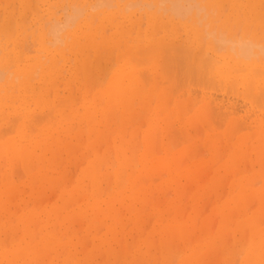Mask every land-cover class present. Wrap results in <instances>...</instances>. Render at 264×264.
Instances as JSON below:
<instances>
[{
    "label": "rangeland",
    "instance_id": "obj_1",
    "mask_svg": "<svg viewBox=\"0 0 264 264\" xmlns=\"http://www.w3.org/2000/svg\"><path fill=\"white\" fill-rule=\"evenodd\" d=\"M97 1L0 0V25H2L0 26V70L2 69L0 71V75L2 74L0 76V91H2L0 94L3 95H1L3 99L0 96L2 99L0 100V119L6 117L3 120L6 124L2 120L0 121V259H2L0 263L12 264L13 261L21 259V253L25 254L24 257L28 256L26 258H33L34 254L39 252L34 257L36 258L35 264H264V256H262L264 255V240L259 242L260 249L262 248V251L260 250L262 253L259 255L255 253L251 244L256 234L264 239V184H262L264 183V125L257 126L259 123H254L256 116L264 115V109H260V106L264 108V102H261L264 101V90H262L264 89V79H262L264 72L257 71L256 73L259 75H254L253 70L252 72L250 70L252 68L255 70L264 69V65H262L264 58H261L259 53H256L258 57L254 56L255 60H251V58L247 60L245 56L244 58L243 56L235 57L238 46V43L237 45L235 43L247 41L248 36V41L250 39V42L252 41L255 45L262 44L261 46L264 47V41H262L264 40V0H241L240 3H238L240 0H219L224 2L217 4L218 0H213V2L183 0L186 3L181 6L191 5L190 12L187 13L189 10L185 7L177 9H186V16L182 11H178L182 13L181 15L175 11V8L174 10L168 8L169 4H172L169 0H163V3L161 0H159L160 2L158 0H152V2L151 0H105L110 5L104 2L103 7L98 3L101 0ZM173 1L175 2V0ZM227 1L229 2L227 3ZM179 2L181 4L182 0ZM198 2L199 4H197ZM93 3L96 6L93 7ZM79 5L80 8H84H82L83 10L79 8L77 13L75 9ZM147 5L150 6V9ZM210 6L215 8L214 13L211 12L213 10H209L212 9ZM119 8L120 12H115L119 11ZM74 11L76 15L80 14V11L84 13L82 12L79 20L76 19V23L74 21L70 27H68L70 24L68 23L63 32L58 33L59 38H52L55 35L52 34V31L49 32L48 28L53 20L55 22H57L56 20H66L68 17L66 15ZM112 13L116 14L112 15ZM95 14L96 16H94ZM87 15L89 16L86 22L88 25L83 21L88 17ZM122 15H127V19L122 18ZM200 16H203L204 19ZM156 18L157 20L160 18V22H155ZM123 19L127 20V24ZM80 20H82L81 27H86L89 30L85 31L77 26ZM198 20L203 22L199 23ZM43 23L48 24L44 25ZM155 24H158L157 28H155ZM91 25L94 26L91 27ZM6 29L12 31L6 32ZM218 29L222 31L226 40L230 36L232 39V35L233 39L237 38V41L229 40L235 46L234 54L233 50L230 49L232 51L230 53L228 49L232 43L226 42L224 38L223 42L220 38V42L217 41L221 45L219 46L214 41L217 34H221L220 31H217ZM211 31L215 34L217 32V34H210ZM46 34L47 36H45ZM36 37L38 38L35 39ZM40 37L43 38L42 42ZM97 37L99 38L96 39ZM201 37L206 40L201 41ZM253 37L255 40H252ZM193 38H197V42L194 44L191 43ZM127 39L128 41H126ZM79 40L82 42L79 43ZM87 40L88 42H86ZM73 41L78 43L74 47L72 43L75 42ZM174 44L178 45V48L174 47ZM162 45L172 49L170 52L168 51L169 54L167 50H162ZM179 46H182V49ZM185 46L186 51L184 50ZM154 47L161 48L156 52L150 50V54H147V50H149L147 48L155 49ZM166 47L164 48L166 49ZM188 47H194V51ZM222 47L224 48L222 49ZM144 48L147 49L146 53L141 50ZM169 48L167 49L169 50ZM259 49L255 50L254 47L252 52H257ZM173 50L175 54L172 53ZM188 50H191L192 53ZM260 50L264 51V48ZM141 51H143L142 56ZM187 51L189 55L186 54ZM131 53H135L133 54L135 57L131 59L132 63L129 62ZM15 54L21 55L20 67L28 64L31 66V70L22 74L20 78H15L16 72L13 73L15 68L12 62L10 64L13 65L12 68L5 67L7 57L12 59ZM207 54L211 56L210 64L214 63L211 62L212 58L219 59L220 63L229 61V64H232L230 67L232 72L229 77L236 80L232 84L234 88L229 87L230 84L222 82L221 79L220 83L217 77H213L212 81L215 80L214 82L210 80L209 77L212 76L211 72L215 66L212 65L213 68H209L210 65H205L207 61L205 63L198 62L200 57L201 60L203 57L207 59L209 57ZM175 56L176 59L182 58L180 60H184L183 64L186 65L189 60L191 61H189V65L193 64V66L190 65L191 68L188 69V66L186 68V65L182 68L189 72L180 71L181 64L177 63L179 60L177 61ZM188 56L191 59H187ZM144 57L146 60L143 59ZM164 57L169 58L168 62ZM164 59L163 64L167 68L166 71L162 65ZM171 59L172 61H170ZM185 59L187 60L185 61ZM116 60L122 64L121 67L116 66V64L119 65ZM182 61L179 62L182 63ZM158 62L163 68L158 66ZM173 62L177 65H172ZM42 63H45L44 67ZM83 63L88 64L89 67L83 66ZM36 64L42 66L36 68ZM199 64L205 66L198 68ZM229 64L227 65L229 66ZM52 66L57 67L58 71H55V68L53 70ZM129 66L130 68H128ZM169 66L171 72L168 69ZM241 66L247 73L244 69L242 70L245 72L240 70ZM205 67L204 70L206 72L208 70L206 75L202 70ZM84 68L87 69L84 70ZM232 68L236 71L233 72ZM116 69L119 71L117 72ZM209 69L212 70L209 71ZM237 69L241 72H238ZM114 71L116 73L122 71L116 75L118 81L125 82L126 78L130 80L131 78L128 76L132 75L131 72L134 74L132 75L134 79L138 80L136 79V83L134 82L135 85L132 83L134 80H130L134 89L132 91L129 89L130 92H126L125 96L123 94L124 98L120 95L116 96L115 98L118 99L114 98L115 101L112 102L110 100L113 98L109 100L112 95L108 94V96L104 92L103 96L106 97H103L101 94L108 88V86L107 88L104 86L110 81L109 79L113 78ZM125 71L130 75H127L128 73ZM166 72H170L169 79ZM174 74L179 78L175 79ZM191 74L196 77L192 78ZM201 75L207 81L200 79ZM240 75L246 76L247 79L242 80ZM102 76L105 77L102 78ZM17 77L19 76L17 75ZM119 77H123V79ZM68 79L73 80L71 82ZM148 79L151 83L147 82ZM238 79L239 83H237ZM251 79L253 86L250 84V86L246 85L247 88H243L244 84L248 82L246 80L252 82ZM111 81L112 85H117L116 78ZM118 81L116 82L118 83ZM81 83L83 84L81 85ZM110 83L108 84L110 85ZM200 83L203 85H199ZM207 83L208 89L205 88ZM198 87L199 89H197ZM253 87L256 92L258 91L257 93ZM259 87L262 88L260 89L262 91H259ZM36 88L39 89V92L36 91ZM211 88L214 90L212 91ZM99 89L102 91L100 92ZM188 89L192 90V93L196 92L191 95ZM233 89L234 94L231 93ZM246 89H251L250 94L255 93L251 96L253 103H251L249 91ZM28 90H30L29 93ZM14 92L17 93L14 94ZM183 92L185 93L183 94ZM237 92L239 94H236ZM128 93L129 95L126 96ZM97 95H100V99H97ZM253 96L255 97L253 98ZM255 99L260 102V105L256 103ZM214 102L215 105H212ZM87 105L90 110H87ZM242 105L244 106L242 107ZM86 110L89 111V114L91 111L98 110L99 115L95 114V111L93 112L96 118L92 115V118L98 122L95 124L91 120L93 127H97V129L99 127L97 132H95L96 128L89 131L91 123L87 121L86 117L91 118L92 112L90 116H86ZM51 111L53 112L51 113ZM249 112L252 113L251 116ZM45 113H49L48 116H53L48 117ZM62 113L66 115L60 116L63 115ZM21 115L25 117H20ZM17 116L21 119L17 118V120ZM9 119H12L16 124L11 123L12 126H8L11 121ZM49 119L52 121L50 122ZM60 119L62 120L60 121ZM45 120H48L49 124ZM18 121L20 122L18 123ZM51 124L52 126H50ZM29 126L34 128L33 132L30 131ZM73 126L75 127L73 128ZM38 131H41V134ZM25 132L28 134L26 137H29V141L24 139ZM37 133L41 137L45 134L43 136L46 140L44 137L40 139ZM43 140L47 146L42 143ZM38 142L40 145L35 147ZM33 146L36 150L31 153ZM39 146L44 147V150L39 149ZM27 149L31 157L34 155L33 158H30ZM29 161H31L30 165ZM178 163H180L178 167L180 170L175 166ZM183 171L187 173L185 172V174ZM182 173L185 175L184 178ZM131 185L135 187L133 188ZM251 194H255L253 201L248 199ZM244 218H249V220L246 221ZM250 219L252 220L250 221ZM51 221L53 224L50 223ZM28 224L29 233L27 231ZM244 224L248 226L246 227ZM27 253L28 255H26ZM43 254L46 259L42 258ZM39 255H41L40 260L42 258L41 261L39 260L40 262L38 261ZM13 258L17 259L12 261ZM246 261L247 263H245Z\"/></svg>",
    "mask_w": 264,
    "mask_h": 264
},
{
    "label": "bare ground",
    "instance_id": "obj_2",
    "mask_svg": "<svg viewBox=\"0 0 264 264\" xmlns=\"http://www.w3.org/2000/svg\"><path fill=\"white\" fill-rule=\"evenodd\" d=\"M18 1H19V0H18ZM22 1H23V0H22ZM33 1H34V0H33ZM88 1H89V0H88ZM96 1H97V0H96ZM98 1H99V0H98ZM98 1H97V2H98ZM131 1H132V0H131ZM158 1H159V0H158ZM162 1H163V0H161V2H162ZM169 1H170V3H172V4H171V5L169 4L168 8L170 7V8L173 9V10H174V8H175V9H176V10H175L176 12H178V11H182V13H184L185 16H186V12H187L186 9H185V10L183 9V10H184V11H183L181 8H184V7H185V8H188V10H189V9H190L189 7H190L191 5L189 6V4H188L187 6L182 7L181 5L184 3L183 0H182V3H181V4H179V3H180L179 0H175V2H174L173 0H172V2H171V0H169ZM176 1H177V2H176ZM191 1H193V0H191ZM194 1H195V0H194ZM200 1H203V0H200ZM208 1L213 2V0H208ZM224 1H225V0H224ZM224 1H223V2H224ZM229 1H230V0H229ZM229 1H227V3H228ZM250 1H251V0H250ZM250 1H249V2H250ZM12 2H13V1H12ZM43 2H44V1H43ZM91 2H92V1H91ZM97 2H96V3H97ZM100 2H102V0H101ZM100 2H98V3H99V6H102V5L104 4L105 0H104L101 4H100ZM107 2H108V1H107ZM107 2H105V3H106L107 5H110V4H108L109 2H108V3H107ZM114 2H115V1H114ZM127 2H128V1H127ZM151 2H152V0H151ZM159 2H160V1H159ZM165 2H166V1H165ZM178 2H179V3H178ZM221 2H222V1H219V0H218V1L216 2V4H217V3H221ZM223 2H222V3H223ZM240 2H241V0L238 1V3H240ZM17 3H18V2H17ZM22 3H23V2H22ZM73 3H75V2H73ZM98 3H97V4H98ZM111 3H112V2H111ZM125 3H126V2H125ZM131 3H132V2H131ZM135 3H136V2H135ZM138 3H139V1H138ZM146 3H147V2H146ZM162 3H163V2H162ZM167 3H168V2H167ZM185 3H186V2H185ZM185 3H184V4H185ZM188 3H189V2H188ZM195 3H196V2H195ZM13 4H14V3H13ZM50 4H52V3L50 2ZM56 4H57V3H56ZM77 4H79V3L77 2ZM77 4H76V5H77ZM106 4H105V5H106ZM133 4H134V3H133ZM136 4H137V3H136ZM151 4H152V3H151ZM160 4H161V3H160ZM197 4H199V2H198ZM197 4H196V6H197ZM201 4H202V2H201ZM247 4H248V3H247ZM255 4H256V3H255ZM259 4H261V3H259ZM259 4H258V6H259ZM25 5H26V3H25ZM25 5H24V6H25ZM36 5H37V3H36ZM70 5H72V4L70 3ZM80 5L82 6V4H80ZM80 5H79V6H76V7H78V8H76L77 10L75 9V11H77V13H78V11H79L80 9L83 10L82 8H84V7L80 8V7H81ZM89 5H90V4H89ZM126 5H127V3H126ZM130 5H131V4H130ZM137 5H138V4H137ZM155 5H156V4H155ZM192 5H193V4H192ZM220 5H221V4H220ZM223 5H224V4H223ZM243 5H244V4H243ZM243 5H242V6H243ZM15 6H16V5H15ZM29 6H30V5H29ZM37 6H38V5H37ZM51 6H53V5H51ZM66 6H67V4H66ZM74 6H75V5H74ZM74 6H73V7H74ZM94 6H96L95 3H93V7H94ZM135 6H136V5H135ZM147 6H148V5H147ZM196 6H194V7H196ZM242 6H241V7H242ZM250 6H251V5H250ZM256 6H257V5H256ZM67 7H68V6H67ZM73 7H71V8H73ZM88 7H89V6H88ZM97 7H98V5H97ZM97 7H96V8H97ZM102 7H103V6H102ZM105 7H106V6H105ZM107 7H108V6H107ZM131 7H132V6H131ZM133 7H134V6H133ZM153 7H154V6H153ZM153 7H152V8H153ZM163 7H164V5H163ZM166 7H167V5H166ZM179 7H181V8H180L181 10H180V9H177V8H179ZM202 7H203V6H202ZM210 7H211V6H210ZM259 7H260V6H259ZM37 8H38V7H37ZM79 8H80V9H79ZM148 8L150 9V6H148ZM168 8H166V9H168ZM192 8H193V7H192ZM211 8H212V7H211ZM233 8H234V7H233ZM28 9H29V8H28ZM57 9H58V8H57ZM64 9H65V8H64ZM89 9H90V7H89ZM94 9H95V8H94ZM113 9H114V8H113ZM149 9H148V10H149ZM198 9H199V8H198ZM200 9H204V8H200ZM214 9H215V8H214ZM214 9L212 8V9H209V10H213V11H211V12L214 13V12H215ZM255 9H256V8H255ZM39 10H40V9H39ZM73 10H74V9H73ZM92 10H93V9H92ZM92 10H91V11H92ZM117 10H118V9H117ZM121 10H122V9H121ZM123 10H124V9H123ZM125 10H126V7H125ZM125 10H124V11H125ZM127 10H128V8H127ZM158 10H159V9H158ZM160 10H161V9H160ZM168 10H169V9H168ZM244 10H245V9H244ZM32 11H33V10H32ZM52 11H53V10H52ZM60 11H61V9H60ZM60 11H59V12H60ZM65 11H66V10H65ZM75 11H74L73 13L71 12V14H74V15H71L69 12H67V13H69L70 15H69V14L66 15V16H68L67 19L65 18L66 20H62V21L59 20V21H61V22H59L58 20H56L57 22H55L54 20H53V22L51 21L53 25H52V24H51V26L49 25V28H48V29H49V32L52 31V34L55 35V36H52V34L50 33L51 36H52V38H53V37H55V38H59V36H60L59 34H60L61 32H63V29H65V27H67L68 23H70V24L68 25V27H70V25H71L74 21H75L74 23H76V19L79 20V17L81 16V13H82L83 11H80L81 13L78 14V15H76ZM84 11H85V10H84ZM105 11H106V9H105ZM113 11H114V10H113ZM137 11H138V10H137ZM139 11H140V10H139ZM152 11H153V10H152ZM152 11H151V12H152ZM161 11H162V10H161ZM165 11H166V10H165ZM219 11H220V10H219ZM252 11H253V10H252ZM252 11H251V13H253ZM55 12H56V11H55ZM115 12L119 13V12H120V8H119V11H115ZM121 12H122V11H121ZM125 12H126V11H125ZM153 12H154V11H153ZM158 12H160V11H158ZM172 12H174V11H172ZM176 12H175V13H176ZM189 12H190V10H189L187 13H189ZM197 12H199V11H197ZM200 12H201V11H200ZM205 12H206V11H205ZM64 13H66V12H64ZM83 13H84V12H83ZM98 13H99V12H98ZM100 13H101V11H100ZM104 13H105V12H104ZM164 13H165V12H164ZM178 13L182 15L181 12H178ZM251 13H250V14H251ZM56 14H57V13H56ZM114 14H116V13H112V15H114ZM154 14H155V13H154ZM85 15H86V14H85ZM88 15L90 16V12H89ZM88 15H87V16H88ZM104 15H105V14H104ZM145 15H146V14H145ZM196 15H197V14H196ZM207 15H208V14H207ZM252 15H253V14H252ZM5 16H6V14H5ZM66 16H64V17H66ZM89 16L86 17V18L83 20V21H85V24H86V22H87ZM94 16H96V14H95ZM116 16H118V15H116ZM168 16H169V15H168ZM168 16H167V17H168ZM246 16H247V13H246ZM6 17H7V16H6ZM39 17H41V16H39ZM64 17H63V18H64ZM98 17H99V15H98ZM119 17H120V16H119ZM119 17H118V18H119ZM176 17H177V16H176ZM179 17H180V15H179ZM200 17L202 18L203 16H200ZM41 18H42V17H41ZM91 18H92V17H91ZM122 18H126V19H127V15H126V16L122 15ZM142 18H143V17H142ZM144 18H145V17H144ZM181 18H182V17H181ZM201 18H200V19H201ZM12 19H13V18H12ZM55 19H56V18H55ZM61 19H62V18H61ZM81 19H83V18H81ZM186 19H187V18H186ZM188 19H190V18H188ZM202 19H204V18H202ZM205 19H206V18H205ZM3 20L5 21V18H4ZM92 20H94V19L92 18ZM109 20H110V19H109ZM123 20L125 21V19H123ZM150 20L152 21V19H150ZM217 20H218V19H217ZM24 21H25V20H24ZM81 21H82V20H80V22L77 23V26H79L80 29L83 28V27H81V25H82V22H81ZM124 21H123V23L126 22L125 24H127V20H126L125 22H124ZM134 21H135V20H134ZM148 21H149V20H148ZM156 21H159V22H160V18H159L158 20H157V18H156L155 22H156ZM44 22H46V21H44ZM112 22H113V21H112ZM143 22H144V21H143ZM149 22H150V21H149ZM159 22H158V23H159ZM187 22H188V21H187ZM198 22H199V20H198ZM200 22H201V21H200ZM200 22H199V23H200ZM202 22H203V21H202ZM202 22H201V23H202ZM225 22H226V21H225ZM239 22H240V21H239ZM4 23H5V22H4ZM48 23H49V22H48ZM48 23H46V24H48ZM93 23H94V21H93ZM93 23H92V24H93ZM114 23H115V20H114L113 24H114ZM117 23H118V22H117ZM129 23H130V20H129ZM199 23H198V24H199ZM20 24H21V23H20ZM36 24H37V23H36ZM43 24H44V23H43ZM43 24H42V25H43ZM46 24H44V25H46ZM125 24H124V25H125ZM141 24H142V23H141ZM150 24H151V23H150ZM165 24H167V23L165 22ZM205 24H206V23H205ZM7 25H8V24H7ZM33 25H34V23H33ZM73 25H75V24H73ZM86 25H88V24H86ZM86 25H84V26H86ZM157 25H158V24H155V26H156L155 28H157ZM159 25H160V24H159ZM167 25H168V24H167ZM192 25H193V24H192ZM206 25H207V24H206ZM0 26H2V25H0ZM21 26H22V25H21ZM75 26H76V25H75ZM93 26H94V25H93ZM93 26L91 25V27H93ZM112 26H114V25H112ZM127 26H128V25H127ZM130 26H131V25H130ZM134 26H135V25H134ZM134 26H133V27H134ZM174 26H175V25H174ZM197 26H198V25H197ZM9 27H10V26H9ZM17 27H18V26H17ZM71 27H72V26H71ZM97 27H98V26H97ZM124 27H125V26H124ZM149 27H150V25H149ZM164 27H165V26H164ZM206 27H207V26H206ZM214 27H215V26H214ZM0 28H1V27H0ZM38 28H39V26H38ZM43 28H44V27H43ZM150 28H151V27H150ZM166 28H168V27H166ZM179 28H180V27H179ZM83 29H85V31H86V29H88V28L84 27ZM97 29H98V28H97ZM104 29H105V28H104ZM110 29H111V27H110ZM112 29H113V27H112ZM123 29H124V28H123ZM130 29H132V28H130ZM133 29H134V28H133ZM159 29H160V28H159ZM173 29H174V28H173ZM205 29H206V28H205ZM4 30H5V29H4ZM4 30H1V31L4 32ZM9 30H11V29H9ZM9 30L6 29V32L9 31ZM25 30H26V29H25ZM61 30H62V31H61ZM69 30H70V29H69ZM88 30H89V29H88ZM90 30H91V29H90ZM92 30H93V29H92ZM105 30H106V29H105ZM128 30H129V29H128ZM134 30H135V29H134ZM141 30H142V29H141ZM149 30H150V29H149ZM167 30H168V29H167ZM167 30H166V32H167ZM177 30H178V27H177L176 31H177ZM202 30H203V29H202ZM11 31H12V30H11ZM17 31H18V30H17ZM35 31H36V30H35ZM37 31H38V30H37ZM46 31H47V30H46ZM46 31H45V32H46ZM98 31H101V30H98ZM147 31H148V30H147ZM157 31H159V30L157 29ZM157 31H156V32H157ZM160 31H161V29H160ZM160 31H159V32H160ZM168 31H169V30H168ZM213 31H214V30H213ZM213 31H211L210 34H215V33H214L215 31H214V32H213ZM217 31H220L221 34H219V35H220V36H219V35L217 34V32H216V34H217L216 39H217V40L214 39V41H216V42H217V41L220 42L219 39L222 38V41L224 42L223 38H224L225 40H226V38H225V36L222 34V31L219 30V29H218ZM224 31H225V30H224ZM261 31H262V30H261ZM59 32H60V33H59ZM82 32H83V31H82ZM148 32H149V31H148ZM159 32H158V34H159ZM162 32H163V31H162ZM23 33H24V32H23ZM58 33H59V34H58ZM68 33H69V32H68ZM132 33H133V32H132ZM140 33H141V32H140ZM177 33H179V32H177ZM238 33H239V27H238ZM0 34H1V33H0ZM2 34H3V33H2ZM4 34H7V33H4ZM8 34H10V33H8ZM33 34H34V33H33ZM47 34H48V33H47ZM47 34H46L45 36H47ZM66 34H67V33H66ZM66 34H65V35H66ZM97 34H98V36H99V33H97ZM116 34H117V33H116ZM169 34H170V33H169ZM216 34H215V35H216ZM224 34H225V33H224ZM13 35H14V34H13ZM13 35H12V36H13ZM19 35H21V34H19ZM56 35H57V36H56ZM58 35H59V36H58ZM104 35H106V34H104ZM127 35H128V34H127ZM159 35H160V34H159ZM167 35H168V34H167ZM171 35H172V33H171ZM208 35H209V34H208ZM221 35H223L224 37L221 36ZM239 35H240V34H239ZM48 36H49V35H48ZM87 36H88V35H87ZM87 36H86V37H87ZM115 36H116V35H115ZM157 36H158V35L156 34V37H157ZM169 36H170V35H169ZM189 36H190V35H189ZM236 36H237V35H236ZM15 37H16V36H15ZM17 37H18V36H17ZM66 37H67V36H66ZM80 37H81V35H80ZM82 37H83V36H82ZM99 37H100V36H99ZM99 37H97L96 39H98ZM111 37H112V36H111ZM123 37H124V36H123ZM136 37H137V36H136ZM180 37H181V36H180ZM202 37H203V36H202ZM202 37H201L200 39H201V41L204 42V40H206V39H202ZM230 37H231V36H230ZM230 37H229V38L227 37L228 40H226V42L228 41V43H230V44L232 43V46L228 47L229 51H230V49L233 50V48L235 47V46L233 45V42H231V41H233V40H236V41H237V38H236V39H235V38L233 39V35H232V39H233V40H232ZM239 37H240V36H239ZM245 37H246V36H245ZM254 37H255V36H254ZM254 37H253L252 40H255ZM1 38H2V37H1ZM37 38H38V37H36L35 39H37ZM113 38H114V37H113ZM165 38H166V37H165ZM203 38H204V37H203ZM205 38H206V37H205ZM243 38H244V37H243ZM248 38H249V36H248ZM248 38H247V39L245 38L247 41H240V42L238 41V42L235 43V45H237V43H238V46H237V53H235V54H237V56H235V57H236V58H240V56H241V57L243 56V58H244V56H245V58H246L247 60L250 59V58H251V60H252V59L255 60V59H256L255 57H256V56L258 57L257 54L259 53V54L261 55V58H264V51L260 50L261 48H264V47L261 46L262 44H261L260 46L257 45V44L255 45L252 41L250 42V39H249V41H248ZM40 39H41V42H42V41H43V38L40 37ZM40 39H39V40H40ZM44 39H45V38H44ZM78 39H79V38H78ZM82 39L84 40V38H82ZM96 39H95V40H96ZM122 39H123V38H122ZM176 39H177V38H176ZM180 39H181V38H180ZM198 39H199V38H198ZM200 39H199V41H200ZM230 39H231V41L229 42ZM24 40H25V38H24ZM46 40H47V39H46ZM68 40H69V39H68ZM74 40H75V39H74ZM80 40H81V38H80ZM80 40H79V41H80ZM88 40H89V39H88ZM88 40H87L86 42H88ZM90 40H92V39H90ZM90 40H89V41H90ZM154 40H155V39H154ZM165 40H166V39H165ZM167 40H168V39H167ZM172 40H173V39H172ZM185 40H186V39H185ZM242 40H243V39H242ZM260 40H262V39H260ZM7 41H8V40H7ZM15 41H16V40H15ZM120 41H121V40H120ZM126 41H128V39H127ZM129 41H130V40H129ZM133 41H135V40H133ZM142 41H143V40H142ZM168 41H169V40H168ZM168 41H166V42H168ZM180 41H181V40H180ZM187 41H188V40H187ZM199 41H198V43H199ZM201 41H200V42H201ZM258 41H259V40H258ZM258 41H257V42H258ZM262 41H264V40H262ZM49 42L51 43V41H49ZM49 42H48V43H49ZM53 42H54V39H53ZM55 42H56V41H55ZM73 42H75V43H72V44H73V47L76 46V45L78 44V43H76V41H73ZM81 42H82V41H80L79 43H81ZM108 42H109V41H108ZM137 42H138V41H137ZM139 42H140V41H139ZM174 42H175V40L173 41V43H174ZM178 42H179V41H178ZM195 42H197V38H193L192 41H191L192 44H194ZM203 42H202V43H203ZM218 42H217V43H218ZM223 42H221V43L223 44ZM226 42H225V44H227ZM25 43H26V42H25ZM48 43H47V45H48ZM188 43H189V42H188ZM255 43H256V41H255ZM52 44H53V43H52ZM121 44H123V43H121ZM121 44H120V45H121ZM218 44H219V43H218ZM170 45H171V44H170ZM174 45H175V46H174ZM174 45H172V46H174V47L177 46V48H178V45H176V44H174ZM179 45H180V44H179ZM4 46H5V45H4ZM4 46H3V47H4ZM121 46H122V45H121ZM162 46H163V47H162V50H165V51L167 50V53H168V51L170 52V50H172V49L169 48V47H166V46H164V45H162ZM219 46H221V45L219 44ZM222 46H225V45H222ZM226 46H227V45H226ZM257 46H258V47H257ZM7 47H8V46H7ZM23 47H24V45H23ZM47 47H48V46H47ZM57 47H58V45H57ZM99 47H100V46H99ZM110 47H112V46H110ZM164 47H166V49H165ZM170 47H171V46H170ZM179 47H180V46H179ZM181 47H182V46H181ZM181 47H180V48H181ZM194 47H195V46H194ZM194 47H192V48H191V47H188V49L191 48V50L194 51V49H193ZM231 47H232V48H231ZM254 47H255V50L259 49L260 47H261V48L258 50L259 52H258V51H257V52H252V51L254 50ZM256 47H257V49H256ZM51 48H52V47H51ZM66 48H67V47H66ZM71 48H72V47H71ZM100 48H101V47H100ZM100 48H99V49H100ZM108 48H109V47H108ZM154 48H155V47H154ZM160 48H161V47H158V49H160ZM167 48H169V50H168ZM209 48H210V47H209ZM215 48H216V47H215ZM218 48H219V47H218ZM223 48H224V47H222V49H223ZM5 49H6V48H5ZM5 49H4V50H5ZM9 49H10V48H9ZM18 49H19V48H18ZM73 49H74V48H73ZM73 49H72V51H73ZM147 49H149V50H147ZM147 49L144 48V49H141V50H144V53H146L145 51L147 50V54H150V53H149L150 50H154L155 52L158 50L157 48H155V49H153V48H152V49H151V48H147ZM173 49H174V48H173ZM181 49H182V48H181ZM181 49H179V50H181ZM183 49H184V48H183ZM213 49H214V46H213ZM92 50H93V49H92ZM124 50H125V49H124ZM138 50H139V49H138ZM138 50H137V52H139ZM174 50H175V49H174ZM174 50L172 51V53L174 52V54H175V51H176V50H175V51H174ZM177 50H178V49H177ZM184 50L186 51V46H185V49H184ZM184 50H183V51H184ZM191 50H190V51L188 50V51L191 52ZM216 50H217V49H216ZM220 50H221V49H220ZM16 51H17V49H16ZM185 51H184V52H185ZM188 51L186 52V54L189 53ZM214 51H215V49H214ZM239 51H240V52H239ZM260 51H261L262 53H261ZM0 52H1V51H0ZM40 52H41V51H40ZM48 52H49V51H48ZM137 52H135V53H137ZM142 52H143V51H141L140 53H142ZM179 52H180V51H179ZM196 52H197V51H196ZM211 52H212V50H211ZM211 52H210V53H211ZM215 52H216V51H215ZM215 52H214V53H215ZM217 52H218V51H217ZM234 52H235V50H233V54H234ZM37 53H38V52H37ZM74 53H75V52H74ZM76 53H80V52H76ZM91 53H92V52H91ZM99 53H100V52H99ZM135 53H133V54H135ZM152 53H154V52H152ZM191 53H192V52H191ZM191 53H190V54H191ZM205 53H206V52H205ZM218 53H219V52H218ZM222 53H223V52H222ZM230 53H232V51H230ZM241 53H242V55H241ZM254 53H255V54H254ZM256 53H257V54H256ZM11 54H14V53L11 52ZM64 54H66V53H64ZM129 54H130V53H129ZM131 54H132V53H131ZM133 54L130 56V57H131L130 60L132 59V57H135V55L133 56ZM165 54H166V52L164 53V55H165ZM168 54H169V53H168ZM179 54H181V53H179ZM183 54H185V53H183ZM186 54H185V56H187ZM216 54H217V53H216ZM1 55H2V54H1ZM49 55H50V54H49ZM74 55H75V54H74ZM138 55H139V53H138ZM142 55H143V53L141 54V56H142ZM154 55H155V54H154ZM176 55H177V54H176ZM188 55H189V54H188ZM196 55H198V54H196ZM207 55H208V54H207ZM238 55H239V57H238ZM251 55H252V57H254L255 55H256V56H255L254 58H252ZM7 56H10V54H9V55L7 54ZM11 56H12V55H11ZM19 56H20V57H19ZM144 56L146 57V55H144ZM148 56H149V55H148ZM155 56H156V55H155ZM157 56H158V55H157ZM168 56H169V55H168ZM183 56H184V55H183ZM190 56H192V55H190ZM208 56H209V57H207V59H206L205 57H203V58H202L203 60H201V57H200V61H198V62H199V63H205V62L207 61V63H206L205 65H210L209 68H213V67H211L212 65L215 66V67L213 68V71L211 72V74H212L211 77H212V78L209 77L210 80L212 81V80H213V77H214V78L217 77V78L219 79L220 83H221V80H222V82L224 81L225 83H228V85L230 84L229 87H230V86L232 87V86H233L232 84L235 83V81H236L235 79H233V78L231 79V78L229 77V75H230L231 72H232V70H231V68H230L232 64H231V63L229 64V61H228V63H226V62H222V63H220V62H219V59H213V58H212L213 61H211V62H212V63L214 62V63H213V64H210V57H211V56H210V54H209ZM227 56H229V55H227ZM246 56H248V57H246ZM54 57H55V54H54ZM145 57L143 58L144 60H146ZM162 57H163V55H162ZM171 57H172V56H171ZM173 57H174V56H173ZM181 57H182V55H181ZM194 57H196V56L194 55ZM217 57H218V56H217ZM118 58H119V56H118ZM118 58H117V59H118ZM164 58H165V57H164ZM189 58L191 59V57L188 56L187 59H189ZM261 58H259V59H261ZM5 59H6V58H5ZM34 59H35V58H34ZM70 59H71V58H70ZM165 59H166V61H167L169 58H168V59L165 58ZM165 59L162 60V65H163V66H164L163 61H165ZM175 59H176V56H175ZM180 59H182V58L178 57V59H176V60H177V61H178V60H179V61H182V60H180ZM187 59H185V61H186ZM205 59H206V60H205ZM246 59H245V60H246ZM257 59H258V58H257ZM20 60H21V55H20V54H19L18 56L15 54L14 57H13L12 59H11L10 57H7V60H6V61L4 60V61H5V64H7V65H5V67H6V66H9L10 68H12L11 66L14 65L13 67H14L15 69L13 70V73L16 72L15 78H20L22 74H25L27 71H30V70H31V66H30V64H28V65H23L22 67H20V66H19ZM39 60H40V59H39ZM63 60H64V58H63ZM77 60H78V59H77ZM119 60H120V59H118V61H119ZM121 60H122V58H121ZM133 60H134V59H133ZM193 60H195V59H193ZM208 60H209V63H208ZM239 60H241V59H239ZM52 61H53V60H52ZM57 61L59 62V60H57ZM116 61H117V60H116ZM118 61H117V62H118ZM137 61H138V60H137ZM170 61H172V59H171ZM173 61H175V60H173ZM179 61H178L177 63H179V65L181 64V65H180V68L182 69L183 66H185L186 64H183V63H184V62H183L184 60L182 61V63H180ZM189 61H190V60H189ZM189 61H188V65H186V68H187V66H188V69L191 68L190 65L193 66L192 63L189 65ZM203 61H204V62H203ZM241 61H242V60H241ZM11 62H12L13 65H10ZM117 62H116V63H117ZM119 62H120V61H119ZM119 62H118V64H119ZM126 62H127V61H126ZM126 62H125L124 65H123V69H124V66H125ZM129 62L132 63L133 61L131 60V61H129ZM146 62H147V61H146ZM167 62H168V61H167ZM175 62H176V61H175ZM175 62H173L174 64H172V63H171V64H172V65H175V64H176ZM190 62H191V61H190ZM111 63H112V62H111ZM120 63H121V62H120ZM127 63H128V62H127ZM131 63H130V65H131ZM44 64H45V63H44ZM44 64L42 63L43 67H44ZM83 64H84V63H83ZM136 64H137V63H136ZM148 64H149V63H148ZM167 64H168V63H167ZM167 64H166V65H167ZM171 64H170V65H171ZM182 64H183V65H182ZM227 64H229V66H228ZM42 65H41V66H42ZM58 65H59V64H58ZM58 65H57V66H58ZM85 65H86L87 67H89L88 64H84L83 66H85ZM120 65L122 66V64H119V65L116 64V66L121 67ZM160 65H161V64H160ZM160 65H159V62H158V66H160ZM162 65H161V66H162ZM176 65H177V64H176ZM205 65H204V66H205ZM216 65H217V66H216ZM262 65H264V64H262ZM35 66H36V68H38V67L40 66V64H39V65L36 64ZM37 66H38V67H37ZM41 66H40V67H41ZM127 66H128V64H127ZM161 66H160V67H161ZM189 66H190V67H189ZM196 66H198V65H196ZM204 66H202L201 64H199L198 68H199V67H204ZM251 66H252V65H251ZM257 66H258V65H257ZM52 67H53V70H54L55 66H52ZM112 67H113V66H112ZM152 67H153V66H152ZM206 67H207V66H206ZM206 67L203 68L202 70L206 69ZM232 67L234 68V66H232ZM241 67H242V68H240V70H242V69L245 70V68H243V66H241ZM7 68H8V67H7ZM10 68H9V69H10ZM50 68H51V66H50ZM116 68H117V67H116ZM125 68H126V67H125ZM128 68H130V66H129ZM128 68H127V69H128ZM161 68H163V67H161ZM161 68H160V69H161ZM164 68H165V66H164ZM174 68H175V67H174ZM198 68H197V69H198ZM233 68H232V69H233ZM236 68H238V67H236ZM56 69H57V67L55 68V71H58V70H56ZM60 69H61V68H60ZM86 69H87V68H84V70H86ZM88 69H89V68H88ZM118 69H120V68H118ZM118 69H116L117 72L119 71ZM121 69H122V68H121ZM151 69H152V68H151ZM168 69H169L170 72H171V68H170V66H169ZM172 69H173V68H172ZM176 69H177V68H176ZM181 69H180V71H185V70H186V69H184V70H183V69L181 70ZM193 69H194V68H193ZM249 69H250V68H249ZM249 69H247V70H249ZM37 70H38V69H37ZM48 70H49V69H48ZM66 70H67V69H66ZM114 70H115V69H114ZM166 70H167V68H165L164 71H166ZM190 70H191V69H190ZM202 70H201V72H202ZM211 70H212V69H211ZM211 70L209 69V71H211ZM233 70H234L233 72L236 71L235 69H233ZM237 70H238V69H237ZM240 70H238V72H239ZM244 70H242V71H244ZM250 70H251V72H252V70H253L254 75L257 74V73H256L257 71H260V73L264 72V71H262V70H264V69H262V70H259V69L255 70V69L252 68V69H250ZM250 70H249V71H250ZM254 70H255V71H254ZM0 71H2V69H1ZM73 71H74V70H73ZM132 71H133V72H137V71H134V70H132ZM161 71H163V70H161ZM186 71L189 72V70H186ZM186 71H185V73H186ZM192 71H193V70H192ZM192 71H191V73H192ZM245 71H246V70H245ZM245 71H244V72H245ZM8 72H9V71H8ZM35 72H36V71H35ZM37 72H38V71H37ZM53 72H54V71H53ZM84 72H86V71H84ZM121 72H122V71H121ZM121 72H119V73H121ZM125 72H127V71H125ZM130 72H131V71H130ZM138 72H139V71H138ZM149 72H150V71H149ZM170 72H169V73L166 72V74H167L166 76H167V77H168V74H170ZM176 72H177V71H176ZM193 72H196V71H193ZM201 72L199 71V73H201ZM240 72H241V71H240ZM4 73H5V72H4ZM33 73H34V72H33ZM33 73H32V75H33ZM43 73H44V72H43ZM54 73H56V72H54ZM62 73H63V72H62ZM113 73H114V75H115V76L113 75V78H116V81H118V77H116V75H118L119 73H116L115 71H114ZM113 73H112V74H113ZM123 73H124V71H123ZM127 73H128V72H127ZM144 73H145V72H144ZM144 73H143V74H144ZM196 73H197V72H196ZM205 73L207 74V73H208V70H207V72L204 70V75H206ZM246 73H247V71H246ZM10 74H11V73H10ZM27 74H28V73H27ZM44 74H45V73H44ZM44 74H43V75H44ZM124 74H125V73H124ZM131 74L134 75L132 72H131ZM143 74H142V75H143ZM145 74H146V73H145ZM145 74H144V75H145ZM177 74H178V73H177ZM262 74H264V73H262ZM262 74H261V75H262ZM1 75H2V74H1ZM1 75H0V76H1ZM17 75H18L19 77H17ZM41 75H42V74H41ZM43 75H42V76H43ZM52 75H53V74H52ZM57 75H58V74H57ZM76 75H77V74H76ZM127 75H130V74L128 73ZM132 75H131V76H132ZM135 75H136V74H135ZM137 75H139V74L137 73ZM140 75H141V73H140ZM148 75H149V74H148ZM164 75H165V74H164ZM174 75L176 76V74H174ZM180 75H181V72H180ZM182 75H184V74L182 73ZM191 75H192V74H191ZM252 75H253V74H252ZM257 75H259V73H258ZM27 76H28V75H27ZM42 76H41V77H42ZM59 76H60V75H59ZM63 76H64V75H63ZM71 76H72V75H71ZM84 76H85V74H84ZM120 76H121V75H120ZM124 76H126V75H124ZM131 76H128V77L131 78L130 80H134L133 82L130 81L129 78H128V79H127V78L125 79V77H124V79L126 80V81H125L126 83H125L124 81H121V80L119 79L120 81H118V83L115 81V83H116L117 85H115V84L112 85L113 83H112L111 79H113V78L109 79L110 81H109L108 83L111 82L110 85H109L108 83H107V85L105 84L104 87L107 88V86H108V88L104 90L103 87H102V89H103L104 91L102 92V94H101V93H100V94L103 96V94H105L104 92H106L107 95H108V94H109L110 96L112 95V97L109 98V100L113 98L112 100H110V101H112V102H113L114 98H115L116 96H118V95H120V97H122L123 94H124V96H125V93H126V92H130L129 89H130L131 91L134 89V87L132 88V85H131V84L134 83V82L136 83V79H137V78L134 79V77H133V76L131 77ZM171 76H172V75H171ZM175 76H173L175 79H176V78H179V77H177L178 75H177L176 77H175ZM188 76H189V75H188ZM188 76H187V77H188ZM192 76H193V75H192ZM192 76H191V77H192ZM197 76H198V75H197ZM201 76H202V75H201ZM240 76H241L242 80H244L245 78L247 79L246 76H243V75H240ZM250 76H251V74L249 75V77H250ZM3 77H4V76H3ZM13 77H14V76H13ZM24 77H25V76H24ZM46 77H47V76H46ZM75 77H76V76H75ZM103 77H105V76H102V78H103ZM135 77H136V76H135ZM137 77H139V76H137ZM167 77H166V78H167ZM169 77H170V75H169ZM169 77H168V79H169ZM185 77H186V76H185ZM194 77H196V76L194 75L192 78H194ZM198 77H199V76H198ZM203 77H204V76L200 77V79L202 78V80H205V78H203ZM205 77H206V76H205ZM249 77H248V78H249ZM257 77H259V76H257ZM1 78H2V77H1ZM25 78H27V77H25ZM32 78H33V77H32ZM32 78H31V79H32ZM100 78H101V77H100ZM119 78H122V79H123V77H119ZM149 78H150V77H149ZM209 78H207V79H209ZM39 79H40V78H39ZM45 79H46V78H45ZM142 79H143V78H142ZM144 79H145V78H144ZM164 79H165V78H164ZM172 79H173V78H172ZM189 79H191V78H189ZM195 79H196V78H195ZM220 79H221V80H220ZM259 79H260V78H259ZM262 79H264V78H262ZM5 80H6V79H5ZM9 80H10V79H9ZM9 80H8V81H9ZM11 80H12V79H11ZM14 80H16V79H14ZM14 80H13V81H14ZM33 80H34V79H33ZM41 80H42V79H41ZM55 80H56V79H55ZM68 80H70V79H68ZM68 80H67V83H68ZM72 80H73V79H71L70 81L72 82ZM114 80H115V79H114ZM137 80H138V79H137ZM196 80H197V79H196ZM210 80H208V83H210V82H209ZM249 80H250V78H249ZM249 80H246V82H247V81L249 82ZM251 80H252V79H251ZM0 81H1V80H0ZM8 81H7V82H8ZM19 81H20V80H19ZM36 81H37V80H36ZM36 81H35V82H36ZM39 81H40V80H39ZM70 81H69V82H70ZM128 81H129V82H128ZM139 81H140V80H139ZM148 81L151 83V81H150L149 79L147 80V82H148ZM188 81H189V80H188ZM205 81H207V80H205ZM214 81H215V80H214ZM214 81H212V82H214ZM230 81H231V83H230ZM237 81H238L237 83H239V79H238ZM20 82H21V81H20ZM20 82H19V83H20ZM30 82H31V81H30ZM43 82H44V81H43ZM131 82H132V83H131ZM143 82H144V81H143ZM147 82H146V83H147ZM248 82H247V83H248ZM9 83L11 84L12 82L10 81ZM32 83H33V81H32ZM54 83H55V81H54ZM135 83H134V85H135ZM138 83H140V82H138ZM144 83H145V82H144ZM174 83H175V82H174ZM191 83H194V82H191ZM191 83H190V84H191ZM195 83H196V82H195ZM202 83H203V81H202ZM208 83H207V86L205 85V86H206V87H205L206 89L209 88V87H208ZM240 83H241V82H240ZM244 83H245V81H244ZM247 83L244 84V87H243V88H245V87L247 88V86H250V84L253 83V80H252V82L250 81L248 84H247ZM24 84H25V82H24ZM36 84H37V83H36ZM42 84H43V83H42ZM55 84H56V83H55ZM55 84H52V85L55 86ZM70 84H71V83H69V85H70ZM82 84H83V83H81V85H82ZM203 84H204V83H203ZM203 84H202V85H203ZM259 84H260V83H259ZM39 85H40V84H39ZM44 85H45V84H44ZM44 85H43V86H44ZM47 85H48V84H47ZM67 85H68V84H67ZM72 85H73V84H72ZM128 85H129V86H128ZM130 85H131V87H130ZM186 85H187V83H186ZM199 85H201V83H200ZM202 85H201V86H202ZM226 85H227V84H226ZM228 85H227V86H228ZM237 85H238V84H237ZM246 85H247V86H246ZM48 86H49V85H48ZM60 86H61V83H60ZM70 86H71V85H70ZM136 86H137V85H136ZM181 86H182V85H181ZM209 86H210V85H209ZM234 86H235V85H234ZM252 86H253V84H252ZM9 87H10V86H9ZM13 87H14V86H13ZM26 87H27V86H26ZM58 87H59V86H58ZM84 87H86V86H84ZM127 87H128V88H127ZM129 87H130V88H129ZM182 87H183V86H182ZM185 87H186V86H185ZM188 87H189V86H188ZM196 87H197V85H196ZM207 87H208V88H207ZM212 87H213V84H212ZM217 87H218V86H217ZM217 87H216V88H217ZM235 87H236V86H235ZM10 88H11V87H10ZM10 88H9V89H10ZM17 88H19V87H17ZM65 88H66V86H65ZM71 88H72V87H71ZM232 88H234V87H232ZM236 88H237V87H236ZM250 88H251V87H250ZM253 88H254V87H253ZM6 89H7V88H6ZM9 89H8V92H9ZM20 89H21V88H20ZM20 89H19V90H20ZM36 89H37V88H36ZM42 89H43V88H42ZM115 89H116V90H115ZM126 89H127V90H126ZM135 89H136V88H135ZM157 89H158V88H157ZM175 89H177V88L175 87ZM197 89H199V87H198ZM227 89H229V88L227 87ZM251 89H252V88H251ZM251 89H250V90H251ZM254 89H255V88H254ZM258 89H259V91L264 90V89H262V88H260V87H259ZM260 89H262V90H260ZM0 90H1V88H0ZM15 90H16V89H15ZM21 90H22V89H21ZM40 90H41V88H40ZM81 90H82V89H81ZM84 90H85V89H84ZM99 90H100V92L102 91L101 89H99ZM99 90H97V91H99ZM153 90H154V89H153ZM189 90H190V89H188V91H189ZM204 90H205V89H204ZM211 90L213 91L214 89L211 88ZM250 90H247V89H246V91H249V92H248L249 94H250ZM29 91H30V90H28V93H29ZM36 91L39 92V89H37ZM36 91H35V92H36ZM42 91H43V90H42ZM47 91H48V90H47ZM85 91H86V90H85ZM191 91H192V90H191ZM191 91H189V93H191V95H193V94L196 92V91H195V92L192 93ZM212 91H210V92H212ZM216 91H217V90H216ZM221 91H222V90H221ZM237 91H239V90H237ZM240 91H241V89H240ZM0 92H2V91H0ZM3 92H4V91H3ZM6 92H7V91H6ZM26 92H27V89H26ZM49 92H50V91H49ZM57 92H58V91H57ZM83 92H84V91H83ZM83 92H82V93H83ZM143 92H144V91H143ZM186 92H187V91H186ZM206 92H207V91H206ZM233 92L235 93L234 89H233V91H232L231 93H233ZM255 92H256V89H255ZM257 92H258V91H257ZM257 92H256V93H257ZM16 93H17V92H14V94H16ZM20 93H21V92H20ZM23 93H24V92H23ZM174 93H175V92H174ZM184 93H185V92H183V94H184ZM198 93H199V92H198ZM234 93H233V94H234ZM243 93H244V92H243ZM259 93H260V92H259ZM34 94H35V93H34ZM121 94H122V95H121ZM204 94H206V93H204ZM212 94H213V93H212ZM226 94H227V93H226ZM236 94H239V93L237 92ZM240 94H242V92H240ZM246 94H247V92H246ZM252 94L255 95V93H251V94H250V97H249V98L251 99V103H253V102H252L253 99L251 98ZM1 95H2V94H0V96H1ZM23 95H24V94H23ZM27 95H28V94H27ZM47 95H49V94H47ZM82 95H85V94H82ZM109 95H108V96H109ZM113 95H114V97H113ZM127 95H129V93L126 94V96H127ZM146 95H147V94H146ZM146 95H145V97H147ZM196 95H197V94H196ZM196 95H194V96H196ZM247 95H248V94H247ZM247 95H246V96H247ZM256 95H259V94H256ZM2 96H3V95H2ZM2 96H1V97H2ZM15 96H16V95H15ZM45 96H46V95H45ZM97 96H98V95H97ZM108 96H107V98H108ZM124 96H123V98H124ZM183 96H184V95H183ZM186 96H187V94H186ZM188 96H189V94H188ZM201 96H202V95H201ZM201 96H200V98H202ZM248 96H249V95H248ZM1 97H0V100L3 99V97H2V99H1ZM34 97H35V96H34ZM55 97H56V96H55ZM98 97H99V98H98ZM98 97H97V99H100V95H99ZM103 97H106V96H103ZM175 97H176V94H175ZM203 97H205V96L203 95ZM206 97H207V96H206ZM210 97H211V96H210ZM239 97H240V96H239ZM254 97H255V96H253V98H254ZM260 97H261V94H260ZM45 98H46V97H45ZM84 98H85V97H84ZM107 98H106V99L103 98V99L108 100ZM181 98H182V96H181ZM185 98H186V97H185ZM191 98H192V97H191ZM191 98H190V100H191ZM243 98H244V97H243ZM257 98H258V100H259V97H258V96H257ZM6 99H7V98H6ZM18 99H19V98H18ZM103 99H102V100H103ZM115 99H118V98H115ZM119 99H120V98H119ZM206 99H207V98H206ZM218 99H219V97H218ZM49 100H50V99H49ZM88 100H89V99H88ZM149 100H150V99H149ZM156 100H157V99H156ZM185 100H186V99H185ZM244 100H245V99H244ZM247 100H248V99H247ZM255 100H256V103H258V105H260V102H257V99H255ZM261 100H262V99H261ZM7 101H8V100H7ZM59 101H60V100H59ZM110 101H108V102H110ZM114 101H115V100H114ZM146 101H147V98H146ZM152 101H153V100H152ZM152 101H151V102H152ZM191 101H192V100H191ZM194 101H195V100H194ZM196 101H197V98H196ZM200 101H201V100H200ZM215 101H216V100H215ZM259 101H260V100H259ZM49 102H51V101H49ZM49 102H48V103H49ZM85 102H86V100H85ZM88 102H89V101H88ZM147 102H148V101H147ZM149 102H150V101H149ZM159 102H160V101H159ZM245 102H246V100H245ZM261 102H264V101H261ZM57 103H58V102H57ZM60 103L62 104V102H60ZM94 103H95V102H94ZM110 103H111V102H110ZM134 103H135V102H134ZM196 103H197V102H196ZM204 103H205V102H204ZM210 103H211V102H210ZM55 104H56V103H55ZM61 104H60V105H61ZM100 104H101V103H100ZM146 104L148 105V103H146ZM146 104H145V105H146ZM159 104H160V103H159ZM193 104H194V103H193ZM217 104H218V103H217ZM25 105H26V104H25ZM25 105H24V106H25ZM40 105H41V104H40ZM62 105H63V104H62ZM85 105H86V104H85ZM95 105H96V104H95ZM212 105H215V102H214V104H212ZM222 105H223V103H222ZM248 105L250 106V104H248ZM252 105H253V104H252ZM30 106H31V105H30ZM32 106H33V105H32ZM54 106H56V105H54ZM90 106H91V105H90ZM186 106H187V105H186ZM186 106H185V107H186ZM220 106H221V105H220ZM236 106H237V104H236ZM240 106H241V105H240ZM240 106H239V107H240ZM243 106H244V105H242V107H243ZM245 106H246V105H245ZM88 107H89V105H87V108H88ZM175 107H176V106H175ZM211 107H212V106H211ZM225 107H226V106H225ZM231 107H232V106H231ZM231 107H230V108H231ZM254 107H259V106H254ZM4 108H5V107H4ZM23 108H24V107H23ZM51 108H52V107H51ZM84 108H85V107H84ZM98 108H99V107H98ZM213 108H214V107H213ZM213 108H212V110H213ZM249 108H250V107H249ZM49 109H50V108H49ZM53 109H54V108H53ZM66 109H67V108H66ZM100 109H101V108H100ZM102 109H103V108H102ZM102 109H101V110H102ZM153 109H154V108H153ZM153 109H152V110H153ZM228 109H229V108H228ZM228 109H227V112H228ZM232 109H233V108H232ZM260 109H264V108H261V106H260ZM51 110H52V109H51ZM79 110H80V109H79ZM87 110H90V108H88ZM87 110H86V111H87ZM150 110H151V109H150ZM187 110H188V109H187ZM215 110H216V109H215ZM257 110H258V109H257ZM60 111H61V110H60ZM72 111H73V110H72ZM84 111H85V110H84ZM94 111H95V114H98V112H97L98 110H94ZM94 111H91L92 114H91V112H90V114H91V118L94 116V114H93ZM153 111H154V110H153ZM153 111H152V112H153ZM218 111H221V110H218ZM225 111H226V110H225ZM231 111H232V110H231ZM235 111H236V109H235ZM27 112H29V111H27ZM27 112H26V113H27ZM41 112H42V111H41ZM52 112H53V111H51V113H52ZM62 112H63V110H62ZM65 112H66V110H65ZM96 112H97V113H96ZM155 112H156V111H155ZM222 112H223V111H222ZM257 112H258V111H257ZM261 112H262V111H261ZM42 113H43V112H42ZM51 113H50V114H51ZM66 113H67V112H66ZM85 113H86V116H87V115L90 116L89 111H87V112H85ZM224 113H225V112H224ZM228 113L230 114V112H228ZM233 113H234V112H233ZM245 113H246V112H245ZM45 114H46V116H48L49 113H45ZM62 114H63V115H60V116H62V117L66 115V114L64 115V113H62ZM101 114H102V112H101ZM218 114H219V113H218ZM225 114H226V113H225ZM249 114H250V112H249ZM249 114H248V115H249ZM251 114H252V113H251ZM251 114H250V116H251ZM1 115H2V114H1ZM41 115H44V114H41ZM41 115H40V116H41ZM92 115H93V116H92ZM98 115H99V114H98ZM147 115H148V114H147ZM256 115H258V114H256ZM49 116H51V115H49ZM49 116H48V117H49ZM52 116H53V115H52ZM52 116H51V117H52ZM57 116H58V114H57ZM84 116H85V114H84ZM0 117H1V116H0ZM7 117H8V116H7ZM18 117H19V116H17L16 119H17ZM20 117H25V116H22V115H21ZM27 117H28V116H27ZM33 117H34V116H33ZM41 117H42V116H41ZM44 117H45V116H44ZM54 117H55V116H54ZM54 117H53V118H54ZM74 117H75V116H74ZM94 117H95V116H94ZM244 117H245V116H244ZM246 117H247V116H246ZM248 117H249V116H248ZM4 118H6V117H4ZM4 118H3V119L1 118L0 121H1V120H2V121L5 120ZM64 118H66V117H64ZM64 118H63V119H64ZM88 118H89V117H88ZM88 118L86 117V119H87V121H88L89 123H91V120H92V122H94L95 124H96V122H98V120H96V119H93V118L91 119V118H89V119H90V120H89ZM95 118H96V117H95ZM223 118H224V117H223ZM18 119H21V118H18ZM18 119H17V120H18ZM27 119H28V118H27ZM33 119H35V118H33ZM40 119H41V118H40ZM56 119H57V117H56ZM105 119H106V118H105ZM244 119H246V118H244ZM9 120H11V121H10V125H8V126H12L11 123H14V122L12 121V119H9ZM13 120H14V119H13ZM49 120H50V119H49ZM61 120H62V119H60V121H61ZM65 120H66V119H65ZM93 120H96V121H93ZM100 120H101V119H100ZM236 120H237V119H236ZM45 121H46V120H45ZM51 121H52V119L50 120V122H51ZM54 121H55V119H54ZM244 121H246V120H244ZM247 121H248V120H247ZM254 121H256V122H254ZM254 121H253V122H254L255 124L259 123V124H257V126H258V125H260V126L264 125V115L256 116L255 119H254ZM3 122H4V121H3ZM19 122H20V121H18V123H19ZM28 122H29V121H28ZM46 122L48 123V120H47ZM46 122H45V123H46ZM66 122H67V121H66ZM81 122H83V121H81ZM88 122H87V123H88ZM151 122H152V121H151ZM151 122H148V123L151 124ZM251 122H252V121H251ZM253 122H252V123H253ZM4 123H5V122H4ZM30 123H32V122H30ZM39 123H40V122H39ZM47 123H46V124H47ZM54 123H55V122H54ZM54 123H53V125H54ZM94 123H93V125H94ZM249 123H250V122H249ZM5 124H6V123H5ZM14 124H16V122H15ZM26 124H27V123H26ZM33 124H34V123H33ZM33 124H30V125L32 126ZM35 124H36V121H35ZM41 124H43V123H41ZM48 124H49V123H48ZM39 125H40V124H39ZM39 125H38V126H39ZM44 125H45V124H44ZM74 125H75V124H74ZM80 125H81V124H80ZM1 126H2V124H1ZM3 126H4V125H3ZM36 126H37V125H36ZM36 126H35V127H36ZM38 126H37V127H38ZM50 126H52V124H51ZM75 126H76V125H75ZM75 126H73V128H74ZM82 126H83V125H82ZM89 126H90V124H89ZM43 127H44V126H43ZM84 127H85V126H84ZM90 127H91V128H90ZM90 127H89V128H90L91 130L88 129L89 131H92V130H94V128H96V129H95V132H97L98 129H99V127H98V129H97V127H93V126H92V123H91V126H90ZM254 127H255V126H254ZM3 128H4V127H3ZM29 128H30V126H29ZM56 128H57V127H56ZM58 128H59V127H58ZM58 128H57V129H58ZM63 128H66V127H63ZM71 128H72V127H71ZM73 128H72V129H73ZM255 128H256V127H255ZM258 128H259V127H258ZM30 129H31L30 131L33 132V129H34V128H33V129L30 128ZM35 129H36V128H35ZM42 129H45V128H42ZM2 130H3V129H2ZM28 130H29V129H28ZM38 130H40V129H38ZM45 130H46V129H45ZM96 130H97V131H96ZM256 130H257V129H256ZM43 131H44V130H43ZM43 131H42V133H44ZM49 131H50V130H49ZM40 132H41V131H38L39 134H41ZM47 132H48V131H47ZM95 132H92V133L95 134ZM0 133H1V132H0ZM27 133H28V132H27ZM38 133H37V134H38ZM31 134H32V133H31ZM39 134H38V136H40ZM60 134H61V133H60ZM27 135H28V134H26V132H25V138H24V139H27V140H28L29 137H26ZM43 135H45V134H43ZM43 135H42V137H44ZM54 135H55V134H54ZM62 135H63V134H62ZM36 137H37V136H36ZM42 137L40 136L39 138L42 139ZM2 138H3V137H2ZM44 139H45V137H44ZM48 139H49V138H48ZM29 140H30V139H29ZM29 140H28V141H29ZM45 140H46V139H45ZM28 141H26V142H28ZM32 141H33V140H32ZM24 142H25V141H24ZM44 142H45V141L43 140L42 143L46 145V143H44ZM51 142H52V141H51ZM51 142H49V143H51ZM28 143H29V142H28ZM42 143H41V145H43ZM52 143H53V142H52ZM52 143H51V144H52ZM29 144H30V143H29ZM56 144H57V143H56ZM31 145H32V144H31ZM36 145H37V146H36ZM36 145H35V147H38V145H40L39 142H38ZM27 146H28V145H27ZM46 146H47V145H46ZM48 146H49V144H48ZM54 146H55V145H54ZM28 147H30V146H28ZM50 147H51V145H50ZM56 147H57V146H56ZM31 148H32V147H31ZM40 148H41V150H44V149H43L44 147L42 148V146H39V149H40ZM37 149H38V148H37ZM39 149H38V150H39ZM236 149H237V148H236ZM35 150H36V149H35ZM35 150H34V146H33V149L31 150V153L35 152ZM27 151H28V155L30 156V154H29V150H28V149H27ZM39 152H41V151H39ZM26 153H27V152H26ZM37 154H38V153H37ZM38 155H39V154H38ZM248 155H249V154H248ZM27 157H28V156H27ZM33 157H34V155H33ZM33 157L30 156V158H33ZM247 157H248V156H247ZM21 159H22V158H21ZM254 159H255V158H254ZM32 161H33V160H32ZM36 161H37V160H36ZM30 162H31V161H29V165H30ZM121 162H122V161H121ZM175 164H176V163H175ZM253 164H254V163H253ZM177 165H178V166H177ZM177 165H175V166H176L177 169H178L180 163H178ZM2 166H3V165H2ZM154 167L156 168V166H154ZM176 167H175V168H176ZM195 168H196V167H195ZM178 170H180V168H179ZM192 170H193V169H192ZM197 170H198V169H197ZM172 171H173V169H172ZM174 172H175V171H174ZM183 172H184V171H183ZM185 172H186V171H185ZM185 172H184V173H185ZM184 173H182L183 178H184V176H185ZM186 173H187V172H186ZM186 173H185V174H186ZM34 177H35V176H34ZM172 177H173V176H172ZM128 179H129V178H128ZM133 179H134V178H133ZM195 181H196V180H195ZM5 183H6V182H5ZM133 184H134V183H133ZM262 184H264V183H262ZM134 185H135V184H134ZM134 185H131V186L134 188V187H135ZM252 185H253V184H252ZM254 185H255V184H254ZM131 186H129V187H131ZM242 186H243V185H242ZM255 186H256V185H255ZM42 188H43V187H42ZM133 188H132V189H133ZM250 190H251V189H250ZM252 191H253V190H252ZM252 191H251V192H252ZM134 192H135V190H134ZM252 193H253V192H252ZM135 194H136V193H135ZM258 194H259V192H258ZM136 197H137V196H136ZM254 198H255V194H251V195H249V198H248V199H249L250 201H253ZM85 199H86V198H85ZM252 204H253V203H252ZM91 205H93V204H91ZM50 208H51V207H50ZM224 209H225V208H224ZM247 212H248V211H247ZM50 214H51V213H50ZM52 214H53V212H52ZM100 214H101V213H100ZM53 215H54V214H53ZM255 215H256V214H255ZM100 216H101V215H100ZM103 216H104V215H103ZM50 218H51V217H50ZM239 218L241 219V217H238V219H239ZM99 219H100V218H99ZM99 219H98V220H99ZM244 219H245L246 221L249 220V218H244ZM96 220H97V218H96ZM242 220H243V218H242ZM251 220H252V219H250V221H251ZM235 221H236V220H235ZM235 221H234V222H235ZM104 222H105V221H104ZM238 222L240 223L239 220H238ZM252 222H253V221H252ZM26 223H27V222H26ZM50 223H52V221H51ZM230 223H231V221L229 222V224H230ZM52 224H53V223H52ZM220 224H221V223H220ZM222 224H223V223H222ZM237 224H238V223H237ZM244 225H246V224H244ZM244 225H243V226H244ZM249 225H250V224H249ZM1 226H2V225H1ZM26 226H27V224H26ZM47 226H48V225H47ZM247 226H248V225H246V227H247ZM28 228H29V224H28V227H27V231L29 230ZM41 228H42V227H41ZM43 228H45V226H43ZM48 228H49V227H48ZM56 228H57V227H56ZM243 228H244V227H243ZM249 228H250V227H249ZM223 229H224V228H223ZM47 230H48V229H47ZM49 231H50V230H49ZM250 231H251V230H250ZM14 232H15V231H14ZM41 232H42V231H41ZM44 232H45V231H44ZM28 233H29V231H28ZM87 233H88V232H87ZM24 235H25V234H24ZM28 235H29V234H28ZM52 235H53V234H52ZM254 235H255V234H254ZM174 236H175V235H174ZM218 237H219V236H218ZM236 237H237V236H236ZM255 237H257V238H255ZM255 237H254V240H252L251 244H252V246L254 247L255 253L259 255L260 253H262V252H260V250H261L262 248L260 249V244H259V242L262 241V240H264V239H262V238H261L260 236H258L257 234L255 235ZM51 238H52V237H51ZM51 238H50V239H51ZM216 238H217V237H216ZM247 238H248V237H247ZM55 240H56V238H55ZM247 241H248V240H247ZM214 242H215V241H214ZM260 243H261V242H260ZM22 244H23V242H22ZM52 244H53V243H52ZM107 244H108V243H107ZM211 244H212V243H211ZM26 245H27V244H26ZM207 245H208V244H207ZM32 247H33V246H32ZM95 247H96V246H95ZM96 248H97V247H96ZM42 249H43V248H42ZM32 250H33V249H32ZM242 250H243V249H242ZM252 250H253V249H251V251H252ZM254 250H253V251H254ZM36 251H37V250H36ZM261 251H262V250H261ZM38 253H39V252H38ZM38 253H35V254H34V257H36ZM250 254H252V253L250 252ZM250 254H249V256H250ZM20 255H22V256L20 257L21 259L18 258L19 260H16L17 258H13L12 261H13L14 259H15L16 261H13L12 264H35V262H36V261H35L36 258H34V257H33L34 259H33V258H26V257H28V256L24 257L25 254L23 255V253H21ZM20 255H19V256H20ZM26 255H28V253H27ZM74 255H75V254H74ZM253 255H254V253H253ZM261 255H262V254H261ZM30 256H32V255H30ZM40 256H41V255L38 256V257H39V258H38V261L40 260ZM44 256H45V255L43 254L42 258H43ZM251 256H252V255H251ZM262 256H264V255H262ZM257 257H258V256H257ZM257 257H256V259H257ZM42 258H41V260H42ZM44 258H45V257H44ZM7 259L10 260L11 258H7ZM45 259H46V258H45ZM73 259H74V258H73ZM249 259H250V257H249ZM1 260H2V259H0V261H1ZM41 260H40V261H41ZM38 261H37V262H38ZM40 261H39V262H40ZM65 261H66V260H65ZM91 261H92V260H91ZM254 261H255V260H254ZM255 262H256V261H255ZM245 263H247V261H246ZM259 263H260V262H259ZM0 264H1V263H0ZM9 264H10V263H9Z\"/></svg>",
    "mask_w": 264,
    "mask_h": 264
}]
</instances>
